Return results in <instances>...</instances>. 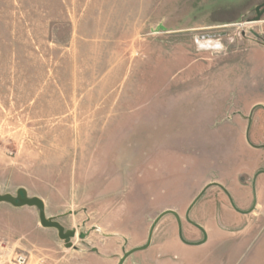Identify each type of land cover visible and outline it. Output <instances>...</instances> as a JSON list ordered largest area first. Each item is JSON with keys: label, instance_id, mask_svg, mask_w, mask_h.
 <instances>
[{"label": "rangeland", "instance_id": "obj_1", "mask_svg": "<svg viewBox=\"0 0 264 264\" xmlns=\"http://www.w3.org/2000/svg\"><path fill=\"white\" fill-rule=\"evenodd\" d=\"M263 3L0 0V195L37 198L74 232L67 248L36 208L0 203L13 251H31L29 264H117L144 246L169 206L164 171L181 179L206 164L190 154L212 138L202 125L264 102V49L251 46L264 41V13L252 23ZM237 137L220 138L233 168L245 160ZM151 260L138 252L126 264Z\"/></svg>", "mask_w": 264, "mask_h": 264}, {"label": "crops", "instance_id": "obj_2", "mask_svg": "<svg viewBox=\"0 0 264 264\" xmlns=\"http://www.w3.org/2000/svg\"><path fill=\"white\" fill-rule=\"evenodd\" d=\"M251 46L264 49L256 42ZM238 87L244 95L254 92L245 83ZM256 108L264 110V102L251 103L241 118L222 128L214 129L213 122L202 125L200 129L209 132L212 138L201 139L200 143L198 140L190 154L195 162L200 158L206 160L204 167L189 168L181 179L164 171L160 181L165 186L159 197L169 206L160 213L174 211L181 224L171 216L160 220L149 248L140 252L152 251V264H264V111L252 117ZM245 130L246 139L242 140ZM232 135L240 140L245 159L241 168H233L230 162L235 150L221 144V137ZM213 183L223 190L211 186L201 194ZM199 194L201 197L190 207ZM186 216L192 224L186 221ZM167 217L172 218L168 224L175 228L169 229L161 240L159 225ZM157 238L160 240L156 241Z\"/></svg>", "mask_w": 264, "mask_h": 264}, {"label": "water", "instance_id": "obj_3", "mask_svg": "<svg viewBox=\"0 0 264 264\" xmlns=\"http://www.w3.org/2000/svg\"><path fill=\"white\" fill-rule=\"evenodd\" d=\"M264 13V3L261 4L260 6H257L255 8V18L254 20L252 21V23H256V22H259L260 20V16ZM254 42L258 43V44H261L264 46V41H257L255 40ZM211 186H216V187H219L220 189L223 190V188H221L218 184H210L208 186H206L201 194L206 191L209 187ZM201 194H199L195 200L192 202L191 206L192 207L196 201L201 197ZM0 203H7V204H10L11 206L15 207V208H22V207H34L38 210V219H39V225L42 227V228H45V229H54L57 231V234H58V238L62 241L65 242L67 248H70L71 247V244H70V240L71 238L74 236V232L73 231H64V228L54 219V218H46L45 217V214H44V206H43V203L42 201H40L39 199L37 198H27L24 193L21 194L20 192L17 193V197L14 198L12 197L11 195H0ZM167 215H171L173 216L177 223L180 225V219H179V216L172 210H165L163 212H161L154 220L153 222L151 223L150 227H149V230H148V234H147V239H146V243L144 246L142 247H137V248H133L127 252H124L122 257L119 259L118 263L117 264H124V262L129 258L131 257L132 255H134L135 253H138V252H142V251H145L146 249L149 248L150 244H151V240H152V235H153V232H154V229L156 228L157 224L160 222V220L167 216ZM186 221L190 224H192V222H190V220L188 219V216H186ZM92 252L96 253V249H92Z\"/></svg>", "mask_w": 264, "mask_h": 264}, {"label": "built area", "instance_id": "obj_4", "mask_svg": "<svg viewBox=\"0 0 264 264\" xmlns=\"http://www.w3.org/2000/svg\"><path fill=\"white\" fill-rule=\"evenodd\" d=\"M31 257V251H13L10 241L0 236V264H29Z\"/></svg>", "mask_w": 264, "mask_h": 264}, {"label": "flooded vegetation", "instance_id": "obj_5", "mask_svg": "<svg viewBox=\"0 0 264 264\" xmlns=\"http://www.w3.org/2000/svg\"><path fill=\"white\" fill-rule=\"evenodd\" d=\"M167 216H171V215H167ZM173 219H174V221L177 223V221H176V219L173 217V216H171ZM178 224V223H177ZM180 224H181V222H180ZM158 225V224H157ZM179 225V224H178ZM54 230V229H53ZM55 231V233H56V235H57V237H58V234H57V231L56 230H54ZM146 243V242H145Z\"/></svg>", "mask_w": 264, "mask_h": 264}]
</instances>
